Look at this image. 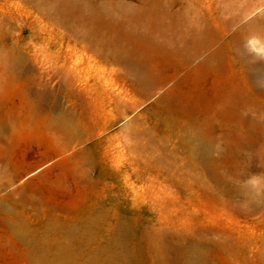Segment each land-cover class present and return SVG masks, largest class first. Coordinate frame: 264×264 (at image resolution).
Returning a JSON list of instances; mask_svg holds the SVG:
<instances>
[{
  "label": "rangeland",
  "instance_id": "obj_1",
  "mask_svg": "<svg viewBox=\"0 0 264 264\" xmlns=\"http://www.w3.org/2000/svg\"><path fill=\"white\" fill-rule=\"evenodd\" d=\"M201 31L209 36L192 58L172 55ZM212 54L219 72L200 67ZM242 57L264 66V0H0V182L11 179L0 216L25 209L35 228L52 212L108 209L112 227L121 221L137 244L139 264H264V137L206 172L178 132L162 137L164 106H155L173 99L187 108L200 88L261 102ZM137 67L149 84L136 81ZM62 114L89 137L52 155L48 144L64 139L51 120ZM246 115L264 123V109L238 117ZM214 120L222 144L244 138L239 120ZM82 149L88 161L71 156ZM23 257L0 225V264Z\"/></svg>",
  "mask_w": 264,
  "mask_h": 264
},
{
  "label": "bare ground",
  "instance_id": "obj_2",
  "mask_svg": "<svg viewBox=\"0 0 264 264\" xmlns=\"http://www.w3.org/2000/svg\"><path fill=\"white\" fill-rule=\"evenodd\" d=\"M211 10L219 11L211 6ZM237 16L227 19L228 24L235 23ZM257 21L251 20L247 23L248 28H256ZM209 33L201 31L197 37L191 38L185 46L172 50L174 57L192 58L193 44L198 40H205ZM216 54H212L200 64L201 68L207 67L214 72L223 69V65L217 62ZM242 71L247 79L252 80L255 91L258 93L261 102L255 101L250 97L239 96L236 93L230 95L218 93L214 96L204 94V89H197L202 94L197 97L191 106L187 108L184 105L172 99L171 102L163 104L157 101V108L164 106L162 116L165 126L161 135L164 139L171 137V131L179 133L180 142L187 148L192 158L199 159L203 169L206 172L220 171L222 164L220 160L224 156H237L243 148L253 147L255 142L261 139L264 133V123L252 116L246 115L240 118V112L247 109H264V86L262 77H264V66L253 65L242 57ZM177 67V66H176ZM136 81L149 84L151 79L142 70L136 68ZM196 90L192 89L190 93ZM151 94V92H149ZM195 95V92L193 93ZM195 110L202 111L205 115L196 114ZM155 117L158 118V115ZM221 117L224 121L239 120V126L243 127L244 138L234 139L226 143L223 140L221 131L218 136L216 126H222V122L216 123L214 118ZM160 119V118H158ZM53 127L59 131L64 139L63 144L58 147L50 143L48 149L53 150L51 153H58V149H67L75 144H79L89 137V132L81 128L68 115H60L51 120ZM186 127L193 131V136L185 133ZM195 144H192V143ZM218 143V145H217ZM80 156L85 161L90 159V152L82 149L78 152H72L71 156ZM264 168V165H262ZM250 169V168H249ZM248 169L240 173L241 178L246 176ZM23 172L14 174L12 180L15 181ZM11 182L10 178H3L0 182V188H5ZM25 184V188H27ZM240 186V183H237ZM23 187V186H22ZM22 189V188H21ZM238 189V188H237ZM255 197V195L251 196ZM8 196L2 197L1 200H7ZM30 202L29 197H22L20 204L26 205ZM3 215L0 216V225L4 227L8 235L22 244L24 264H139V250L137 244L131 238H125L122 222H118L112 227L110 213L108 209H99L93 207L84 216L62 217L57 213L47 214V219L40 227L30 228L26 219L27 212L25 209L13 211L4 209ZM37 233L36 238H30L31 233ZM110 236L109 239H105ZM118 237V238H116Z\"/></svg>",
  "mask_w": 264,
  "mask_h": 264
}]
</instances>
